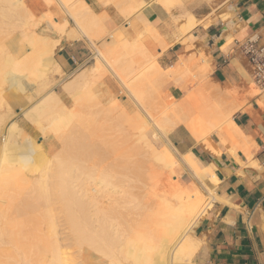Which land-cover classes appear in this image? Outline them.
<instances>
[{
  "label": "bare ground",
  "instance_id": "bare-ground-1",
  "mask_svg": "<svg viewBox=\"0 0 264 264\" xmlns=\"http://www.w3.org/2000/svg\"><path fill=\"white\" fill-rule=\"evenodd\" d=\"M42 1L57 3L67 16L60 21L49 9L36 15L26 0H0V264H163L166 257L190 264L197 247L191 236L213 191L187 154L184 160L209 200L196 189L186 193L171 178L172 154L156 144L159 136L167 145L169 129L180 122L196 135L220 129L214 111L220 101L206 93L195 101L199 89L189 88L185 104L162 102L165 79H197L194 54H181L174 67L163 69L144 40L117 39L83 0ZM165 5L177 9L175 20L183 19L181 32L196 25L176 0ZM140 19L146 34L154 35L155 27ZM80 36L95 61L57 80L62 68L56 52ZM105 70L128 102L104 80ZM10 96L22 99L21 111L42 134L56 138V152L22 135ZM136 180L143 190L139 183L135 188Z\"/></svg>",
  "mask_w": 264,
  "mask_h": 264
},
{
  "label": "crops",
  "instance_id": "crops-1",
  "mask_svg": "<svg viewBox=\"0 0 264 264\" xmlns=\"http://www.w3.org/2000/svg\"><path fill=\"white\" fill-rule=\"evenodd\" d=\"M83 1L117 39L144 40L163 69L174 67L181 54H194L193 69L201 76L192 80V76L186 79L178 74L165 79L162 102L170 99L185 104L189 88L199 89L195 101L206 93L222 104L214 107L220 129L199 130L202 133L196 135L180 122L169 129L167 145L159 139L160 147L166 146L173 157V164L168 165L172 180L186 193L194 190L208 199L207 188L184 160L190 154L213 191L211 205L191 236L197 247L190 264H264V88L253 82L251 65L239 47L254 34L264 41V0H176V6H184L197 19L185 33L179 26L183 19L173 18L178 11L169 9L166 0ZM56 5L42 4L61 21L67 15ZM140 16L155 27L154 35L146 34ZM68 20L70 28L76 29L69 16ZM70 45L64 43L67 57L62 53L60 59L66 70L77 48ZM207 89L217 91L210 95ZM222 111L230 116L227 124L229 117L222 116Z\"/></svg>",
  "mask_w": 264,
  "mask_h": 264
},
{
  "label": "rangeland",
  "instance_id": "rangeland-1",
  "mask_svg": "<svg viewBox=\"0 0 264 264\" xmlns=\"http://www.w3.org/2000/svg\"><path fill=\"white\" fill-rule=\"evenodd\" d=\"M26 2L31 7V9L34 11V13L36 15H39L40 12L42 10H44V8L42 6V4H43L42 3V0H26ZM53 4H55V6H57L56 5L57 3L53 2ZM35 11L37 13L38 12L39 13L37 14ZM70 26H72V24H69V27ZM15 31H16L17 34H19V31L17 29H15ZM12 33H13L12 35H14V34L17 35L14 31ZM82 38H84V37L80 36V37H78L76 39L78 41H70V42H68L69 44H71L70 46H72V45L73 46H77L75 52L73 54H71L72 55L71 57L74 58V61L73 60L72 61L69 60V62L71 63V66L67 70L66 69H63L61 67L62 68V73L60 75H58L57 80H59V78L60 79L65 78V77L68 78V75L71 76L72 73H73V71L76 68H79V69L86 68V67H88L89 65H91L95 61V60H93V56L91 54L92 53V49H91L89 43H87L85 41L86 39L84 40ZM65 51H66V47H64V44H63V46L60 48V50L56 52V54H55L56 57L55 58L58 59L59 62H60L61 54L62 53L65 55V57H67V54H66ZM207 72H208V69H207ZM197 73H198L197 75L200 77L201 76V72L200 71H197ZM203 74H204V72H203ZM103 77H105L104 80L107 79L106 81L109 84L110 88L113 90V92L115 93V95L119 97V99L121 101H124V102L125 101L126 102L129 101L128 100L129 97H127V94L120 87V85L117 82V80L113 79L111 77V75L106 70H105V75ZM56 89H57L58 93L61 94L60 86L59 85L56 87ZM11 92H10V94H12ZM125 97H127V98H125ZM9 98L12 101L15 102V107L13 108V111L15 110L14 111V119L22 127V133L24 132L22 135H25L26 134V135H29V136L33 137L34 140L36 141L37 145L40 144L42 146L41 148L43 150L49 151L51 154L54 153V152H56L58 150V145H57L58 141L56 140V138L53 137V136H50V135L42 134L41 131L33 123H31L27 118H25V115L23 114V112L21 111V108H20L22 105L19 102V99H21V98H17V97H13V96H10ZM62 98H63V100L65 99V97H62ZM67 104H70V102H67ZM130 104H131V101H130ZM17 108H19V110ZM132 108L136 109L135 108V105H132ZM159 138H161V137L158 136L157 140H159ZM3 139H4V136L2 134H0V141H3ZM10 141L11 140L8 139L6 142L7 143H10ZM156 145H157V147H160L161 146L160 141L157 142ZM136 181L134 182V184H136V187L135 188H137V184L139 183V185H140V186L138 185L139 186V191H141V189H142V183L140 184V182H138L139 180L137 182ZM140 187H141V189H140ZM137 192H138V190H136L135 193H136V195H139L137 197H139L140 198L139 200H141L142 197H141L140 193H137ZM136 195H134V196L136 197ZM126 215L127 214H125L122 211L120 213L119 217L122 216L123 218H119V217L118 218L121 221H123V219H126V217L124 218V216H126ZM163 264H178V259H175L174 260L171 257H166L164 259V263ZM191 264H195V261H193Z\"/></svg>",
  "mask_w": 264,
  "mask_h": 264
},
{
  "label": "built area",
  "instance_id": "built-area-1",
  "mask_svg": "<svg viewBox=\"0 0 264 264\" xmlns=\"http://www.w3.org/2000/svg\"><path fill=\"white\" fill-rule=\"evenodd\" d=\"M239 47L251 65L253 82L264 88V41L259 35L254 34L243 41ZM72 60L74 61L73 57Z\"/></svg>",
  "mask_w": 264,
  "mask_h": 264
}]
</instances>
